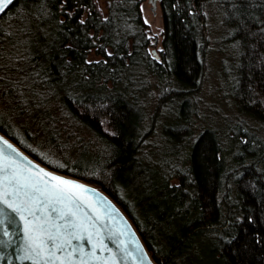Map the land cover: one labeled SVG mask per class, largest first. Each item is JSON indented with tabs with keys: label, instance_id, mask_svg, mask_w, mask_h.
I'll return each instance as SVG.
<instances>
[{
	"label": "trees",
	"instance_id": "trees-1",
	"mask_svg": "<svg viewBox=\"0 0 264 264\" xmlns=\"http://www.w3.org/2000/svg\"><path fill=\"white\" fill-rule=\"evenodd\" d=\"M143 2L14 0L0 14V131L50 168L104 189L157 264H264V0H157L160 59L148 50ZM208 7L237 57L227 87L244 122L229 147L217 128L184 117L206 73ZM135 66L164 79L152 113L122 86ZM171 106L179 120L161 128L156 148L151 138ZM53 111L71 119L69 141ZM75 128L90 137L70 140ZM76 145L97 157H62Z\"/></svg>",
	"mask_w": 264,
	"mask_h": 264
},
{
	"label": "snow or ice",
	"instance_id": "snow-or-ice-1",
	"mask_svg": "<svg viewBox=\"0 0 264 264\" xmlns=\"http://www.w3.org/2000/svg\"><path fill=\"white\" fill-rule=\"evenodd\" d=\"M13 3L0 0V13ZM0 145V246L15 248V233L9 226L15 225L18 217L24 237V256L20 259L33 264H117L114 256L97 254V250H112L96 230L92 217L81 208L87 200L83 193L89 190L36 168L26 158L21 163L15 159L21 154L3 137Z\"/></svg>",
	"mask_w": 264,
	"mask_h": 264
},
{
	"label": "rangeland",
	"instance_id": "rangeland-1",
	"mask_svg": "<svg viewBox=\"0 0 264 264\" xmlns=\"http://www.w3.org/2000/svg\"><path fill=\"white\" fill-rule=\"evenodd\" d=\"M142 7L145 21L150 24L151 36L153 37L152 45L149 46L148 50L151 56L160 59V34L162 29L160 5L156 2L152 3L148 0H144ZM203 13L206 15L207 23L210 28V46L206 58V73L199 91L192 96V102L188 108L185 109L184 117H186L188 113L193 114L192 120L198 130L205 127L217 128L219 132L224 135V141L229 147L231 139L234 136L233 131L236 129V125L244 122L241 110L235 104L231 91L227 87L234 77L237 62L236 51L233 44H221L220 42L223 34L220 15L211 7L206 8ZM91 57L98 60L101 59L99 56H95L94 52L91 54ZM123 79L126 80V85L124 83L122 84L123 88L129 92H138L145 109L147 108V110L152 113L156 107L159 93L161 92V81L164 79H160L155 73L143 66L133 67ZM174 112L175 106L167 107L164 115L161 116V122L156 129L158 135L155 139H153L154 137L151 138V140H154L153 143L156 148L163 143L161 128L164 125L166 126L167 124L175 123L179 120L177 110L175 113ZM53 114L58 115L56 121H58L60 130L64 134L62 136L63 140L69 141L65 135L68 133L67 126L71 119L64 111H53ZM90 135V132L84 131L81 128H75L73 136H69V138L70 140H86ZM33 145L38 149L37 152L39 154L45 153L46 148L43 144L37 145L33 143ZM61 153L62 157L74 163L78 161H88L90 158L95 159L97 157L94 151L87 149L84 145H76L74 150L69 151L65 149V151H61ZM44 155L53 157L50 153Z\"/></svg>",
	"mask_w": 264,
	"mask_h": 264
},
{
	"label": "water",
	"instance_id": "water-1",
	"mask_svg": "<svg viewBox=\"0 0 264 264\" xmlns=\"http://www.w3.org/2000/svg\"><path fill=\"white\" fill-rule=\"evenodd\" d=\"M153 1L154 3L157 2V0ZM0 137L7 140L8 143H10L13 148L21 154L20 156H15V153H11V155L15 156V159L21 163H23L26 158V160L36 168L43 169L50 174L81 184L89 190L83 193V196L86 197L87 200L81 205V208L92 217V221L96 225V230L101 232L102 238L108 245V248L112 250L111 253L107 251L100 252L97 250L98 255L104 257L112 255L116 258L117 264H157L150 255L131 219L122 207L106 191H104V189L99 187V185L87 182L57 169L50 168L30 155L2 131H0ZM0 147H3V145H0ZM6 154H9L8 150H6ZM97 216L99 219H96ZM0 219H2V217H0ZM22 227V222L19 221L18 217L16 224L9 226V231L15 233L14 239L17 243L15 248H9L7 250L0 246V264H33V261L31 260L19 258L24 256V237ZM85 248L87 250V244H85ZM125 252L127 254H125Z\"/></svg>",
	"mask_w": 264,
	"mask_h": 264
},
{
	"label": "flooded vegetation",
	"instance_id": "flooded-vegetation-1",
	"mask_svg": "<svg viewBox=\"0 0 264 264\" xmlns=\"http://www.w3.org/2000/svg\"><path fill=\"white\" fill-rule=\"evenodd\" d=\"M149 2H152V3H154V1L153 0H148Z\"/></svg>",
	"mask_w": 264,
	"mask_h": 264
}]
</instances>
